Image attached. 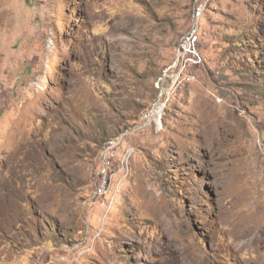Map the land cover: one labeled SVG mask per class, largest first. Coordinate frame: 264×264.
Masks as SVG:
<instances>
[{
  "label": "rangeland",
  "instance_id": "rangeland-1",
  "mask_svg": "<svg viewBox=\"0 0 264 264\" xmlns=\"http://www.w3.org/2000/svg\"><path fill=\"white\" fill-rule=\"evenodd\" d=\"M0 264H264V0H0Z\"/></svg>",
  "mask_w": 264,
  "mask_h": 264
},
{
  "label": "built area",
  "instance_id": "built-area-1",
  "mask_svg": "<svg viewBox=\"0 0 264 264\" xmlns=\"http://www.w3.org/2000/svg\"><path fill=\"white\" fill-rule=\"evenodd\" d=\"M203 4L198 5L193 12L192 24L190 26V31L184 35L179 41L178 45V59L182 64H194L198 65L202 62V57L200 55V50L198 48L199 41L198 35L199 32V17L201 16ZM118 138L105 139L103 144L99 149V161L101 163V169L98 170L97 174L99 175V187L97 192L102 194L108 191L111 186L109 175V163L110 159L115 155L116 147L118 146ZM126 157H122V160Z\"/></svg>",
  "mask_w": 264,
  "mask_h": 264
},
{
  "label": "bare ground",
  "instance_id": "bare-ground-1",
  "mask_svg": "<svg viewBox=\"0 0 264 264\" xmlns=\"http://www.w3.org/2000/svg\"><path fill=\"white\" fill-rule=\"evenodd\" d=\"M158 107V106H157ZM159 107H161L160 105H159ZM155 109H156V107H155ZM156 110H159V109H156ZM160 111V110H159ZM158 114H160V113H158ZM157 118V117H156Z\"/></svg>",
  "mask_w": 264,
  "mask_h": 264
}]
</instances>
